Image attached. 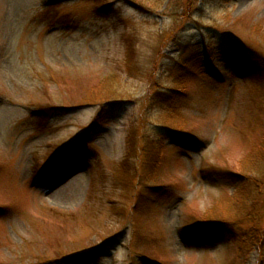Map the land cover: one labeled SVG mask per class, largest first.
I'll return each instance as SVG.
<instances>
[{"label": "rangeland", "instance_id": "obj_1", "mask_svg": "<svg viewBox=\"0 0 264 264\" xmlns=\"http://www.w3.org/2000/svg\"><path fill=\"white\" fill-rule=\"evenodd\" d=\"M198 2L0 0V264H264V0Z\"/></svg>", "mask_w": 264, "mask_h": 264}, {"label": "trees", "instance_id": "obj_2", "mask_svg": "<svg viewBox=\"0 0 264 264\" xmlns=\"http://www.w3.org/2000/svg\"><path fill=\"white\" fill-rule=\"evenodd\" d=\"M135 4V2H133ZM198 0H169V6L172 7L171 11L174 12V11H179L180 10L182 13L181 14H177L175 15L176 13H171L169 14V17L170 18H173V20H177V21H181V20H184V19H188L191 17L192 13L198 8ZM137 5V4H135ZM201 9H199L198 11H200ZM176 17L178 19H176ZM175 25H176V22H175ZM177 26V25H176ZM172 43L174 44H179V36L177 37V34L175 35V38H173V41ZM100 117V116H99ZM94 126V124H93ZM263 153H264V148H263ZM263 153H262V157L258 158V164H260L262 167H263V170H264V156H263ZM261 167V168H262ZM242 181L239 182V184L237 185L236 189H237V192L240 191L241 193H243V202L244 204L246 203L245 206H241V209H235L237 211L235 212H231L230 215L232 216H241L243 215L241 218H245V217H250L251 218V214H250V209L253 208L254 206V202H255V199H254V196L253 194L251 193L252 190H255L256 186L255 184L256 183H253V182H256L255 179L253 177H248L247 175L243 174L242 176ZM251 183V184H250ZM254 188V189H253ZM257 190V189H256ZM255 190V191H256ZM248 193V194H247ZM242 195V194H241ZM236 198V197H234ZM231 198H229L225 203L224 205H227L228 204V201H230ZM247 206V208H246ZM234 208V207H233ZM238 214V215H237ZM207 217L208 219H205L204 222H202V226L201 228H204L203 231H200V233H209V237H213L215 235H219L221 232V230H219L218 226L219 225H223V226H226L227 225V221L229 219H219L220 215L218 214V209H215V210H210L208 213H207ZM232 218H236V217H232ZM200 228V226H199ZM193 230L196 231V227L194 226ZM229 233H231L233 235V230L229 229ZM252 231V230H251ZM256 231V230H255ZM258 233V231H256ZM252 232H250V235H251ZM247 235H249L248 233H245V234H242L240 235L241 237H243V239H249V237H247ZM255 236V238H254ZM250 240L253 241V243L250 244L251 247L253 246H260L262 244H264V233L260 232V235L259 236H256L254 234H252ZM259 249V258H260V253H261V250L260 248ZM263 258V256H262Z\"/></svg>", "mask_w": 264, "mask_h": 264}]
</instances>
